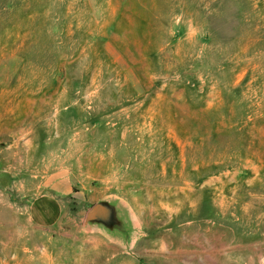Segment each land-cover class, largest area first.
Here are the masks:
<instances>
[{
    "label": "rangeland",
    "instance_id": "374dc122",
    "mask_svg": "<svg viewBox=\"0 0 264 264\" xmlns=\"http://www.w3.org/2000/svg\"><path fill=\"white\" fill-rule=\"evenodd\" d=\"M0 264H264V0H0Z\"/></svg>",
    "mask_w": 264,
    "mask_h": 264
},
{
    "label": "water",
    "instance_id": "95a60500",
    "mask_svg": "<svg viewBox=\"0 0 264 264\" xmlns=\"http://www.w3.org/2000/svg\"><path fill=\"white\" fill-rule=\"evenodd\" d=\"M82 225L90 229H103L109 235L121 238L126 245L133 232L126 208L114 198H101L90 204Z\"/></svg>",
    "mask_w": 264,
    "mask_h": 264
},
{
    "label": "crops",
    "instance_id": "0c3cea01",
    "mask_svg": "<svg viewBox=\"0 0 264 264\" xmlns=\"http://www.w3.org/2000/svg\"><path fill=\"white\" fill-rule=\"evenodd\" d=\"M39 193L30 203V219L38 226H48L61 216L62 200L70 193L71 186L65 175L46 176Z\"/></svg>",
    "mask_w": 264,
    "mask_h": 264
}]
</instances>
